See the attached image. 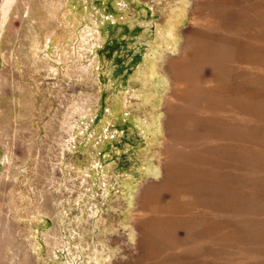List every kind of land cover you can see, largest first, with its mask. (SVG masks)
<instances>
[{
	"label": "rangeland",
	"instance_id": "rangeland-1",
	"mask_svg": "<svg viewBox=\"0 0 264 264\" xmlns=\"http://www.w3.org/2000/svg\"><path fill=\"white\" fill-rule=\"evenodd\" d=\"M0 264H264V0H17Z\"/></svg>",
	"mask_w": 264,
	"mask_h": 264
},
{
	"label": "bare ground",
	"instance_id": "bare-ground-1",
	"mask_svg": "<svg viewBox=\"0 0 264 264\" xmlns=\"http://www.w3.org/2000/svg\"><path fill=\"white\" fill-rule=\"evenodd\" d=\"M16 3H17V0H1V3H0V20H1V24L0 25H5V23L8 21V19H9V17H10V15H11V13H12V10H13V7L16 5ZM201 10V9H200ZM224 10V9H223ZM224 12H225V10H224ZM251 13V12H250ZM215 16H216V14H215ZM226 17V16H225ZM249 22V21H248ZM193 31H195V32H197L196 30H193ZM192 32V31H191ZM194 32V33H195ZM193 33V34H194ZM192 36V35H191ZM198 37V36H197ZM194 38V37H193ZM200 38V37H199ZM189 39H190V37H189ZM191 39H192V37H191ZM197 39V38H196ZM201 39V38H200ZM207 39H209V38H207ZM220 39V38H219ZM195 40V39H194ZM193 41V40H192ZM199 41V40H198ZM211 41V40H210ZM196 42V41H195ZM215 42V41H214ZM190 43H191V41H190ZM192 44V43H191ZM197 44V43H196ZM198 45H199V43H198ZM192 46H193V44H192ZM202 47V46H201ZM197 48V47H196ZM203 48V47H202ZM218 48V47H217ZM198 50V49H197ZM204 50V49H203ZM202 50V51H203ZM217 51V50H216ZM216 53V52H215ZM199 54V53H198ZM212 55V54H211ZM197 57V56H196ZM202 57V56H201ZM209 58V57H208ZM211 58V57H210ZM199 60H201V59H199ZM208 60V59H207ZM185 61V60H184ZM203 61V60H202ZM214 61V60H213ZM183 62V61H182ZM197 62H199V61H197ZM196 62V63H197ZM188 63V62H187ZM195 63V62H194ZM199 63H201V62H199ZM182 65H183V63H182ZM184 66V65H183ZM177 67V66H176ZM175 69V68H174ZM174 69L172 70V71H174ZM189 70V69H188ZM179 71V70H178ZM180 71H181V69H180ZM179 71V72H180ZM183 71H185V70H183ZM175 72V71H174ZM182 72V71H181ZM190 72V71H189ZM189 75H191L190 73H188ZM177 75V74H176ZM175 75V76H176ZM198 77V76H197ZM174 79V78H173ZM179 79V78H178ZM178 79H176V80H178ZM183 79V78H182ZM193 79V78H192ZM186 80V79H185ZM179 81V80H178ZM184 81V80H183ZM180 83V82H179ZM181 83H183V82H181ZM176 84H177V82H176ZM178 85H180V84H178ZM182 92V91H181ZM184 92V91H183ZM183 92H182V94H183ZM176 94V93H175ZM181 94V93H180ZM178 98V97H177ZM170 108V107H169ZM175 110H176V107H175ZM178 110V109H177ZM181 109H179L177 112L178 113H180L179 111H180ZM172 112H174V111H172ZM176 112V111H175ZM169 113V112H168ZM182 114V113H181ZM180 114V115H181ZM176 113H175V115L173 114V117L175 116L176 117ZM178 117V116H177ZM177 119V118H176ZM184 122V121H183ZM186 122V121H185ZM194 122H195V120H194ZM176 122H175V120L173 121V119L170 121V127H171V129L170 130H173L174 128H172V127H175L174 126V124H175ZM169 125V124H168ZM181 125V124H180ZM183 125V124H182ZM179 127V126H178ZM178 127H177V129H178ZM181 128V127H180ZM176 129V130H177ZM175 132H177V131H175ZM179 132V131H178ZM180 134H182V133H180ZM170 135H171V133H170ZM182 136V135H181ZM174 152V151H173ZM172 152V153H173ZM172 153H171V155H172ZM174 155H175V153H174ZM173 156V155H172ZM167 157V156H166ZM168 157H169V155H168ZM190 157V156H189ZM173 158V157H172ZM185 159V158H184ZM183 159V160H184ZM195 159V158H194ZM194 159H192V160H194ZM174 160V159H173ZM185 160H187V159H185ZM185 160H184V162H185ZM191 160V159H190ZM191 160V161H192ZM171 161V160H170ZM195 162V161H194ZM175 164V163H174ZM173 164V165H174ZM190 164H191V162H190ZM168 165V164H167ZM177 165V164H176ZM191 166V165H190ZM198 166V165H197ZM165 167H166V165H165ZM176 167V166H175ZM190 168V167H189ZM190 169H192V168H190ZM197 169V168H196ZM201 170V169H200ZM181 173V172H180ZM166 174H167V179H166V182H165V185H161V186H165V187H160V188H167V190L168 189H172L173 190V192L175 191V190H177V188H179V184L180 183H178V181H180V180H178V177H179V173L177 172V170H175L174 169V167H169V169L167 168V170H166ZM192 174V173H191ZM188 175V174H187ZM195 175V174H194ZM166 176V175H165ZM189 177V176H188ZM194 177V176H193ZM186 179V178H185ZM190 179V178H189ZM188 179V180H189ZM182 180H183V178H182ZM201 180H202V178H201ZM187 181V180H186ZM193 181V180H192ZM184 183V182H183ZM193 183V182H192ZM193 184H195V183H193ZM185 186H186V183H185ZM188 186H190V185H188ZM191 186H192V184H191ZM193 188V187H192ZM180 189V188H179ZM178 189V190H179ZM181 189H183L182 187H181ZM180 189V190H181ZM194 189V188H193ZM199 189V188H198ZM164 190V189H163ZM163 190L161 191V192H163ZM166 190V189H165ZM189 190V189H188ZM190 190H192V189H190ZM195 190V189H194ZM160 191V190H159ZM160 192V193H161ZM187 192V191H186ZM185 192V193H186ZM199 193V192H198ZM171 194V193H170ZM174 194H175V192H174ZM177 194V193H176ZM172 196V195H171ZM186 196V195H185ZM160 200V199H159ZM159 200H158V202H159ZM154 203V192H153V190L152 189H148V190H146L145 192H144V195H143V208H145V209H149L150 210V208L151 207H153L152 206V204ZM142 204V203H141ZM173 206V205H172ZM152 209V208H151ZM155 211H157V210H155ZM143 212V211H142ZM145 212H147V211H145ZM150 213V212H149ZM151 214V213H150ZM152 218V217H151ZM150 218V219H151ZM168 219V218H167ZM147 220V219H146ZM149 220V219H148ZM148 220H147V222H148ZM166 220V219H165ZM162 221V220H161ZM169 221V220H168ZM146 222V223H147ZM149 222H150V220H149ZM156 222V221H155ZM164 221H162V223H163ZM190 222V221H189ZM143 223H144V221H143ZM165 223H166V221H165ZM164 223V224H165ZM148 224V223H147ZM151 224V223H150ZM159 224H160V222H159ZM168 224V223H167ZM149 225V224H148ZM162 225V224H161ZM142 227V226H141ZM140 227V228H141ZM144 227V226H143ZM150 227V226H149ZM145 228V227H144ZM154 228H159V227H154ZM142 229V228H141ZM146 229V228H145ZM155 229V230H156ZM158 231H160V230H158ZM143 234V233H142ZM153 241V240H152ZM149 250V249H148Z\"/></svg>",
	"mask_w": 264,
	"mask_h": 264
}]
</instances>
